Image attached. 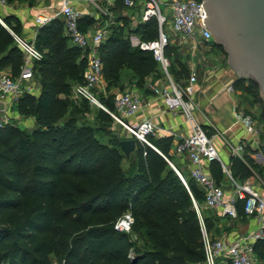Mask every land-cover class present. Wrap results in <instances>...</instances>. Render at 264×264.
Masks as SVG:
<instances>
[{
    "label": "trees",
    "instance_id": "1",
    "mask_svg": "<svg viewBox=\"0 0 264 264\" xmlns=\"http://www.w3.org/2000/svg\"><path fill=\"white\" fill-rule=\"evenodd\" d=\"M3 20L19 35L16 17ZM62 25L54 19L38 28L35 44L43 58L34 64V79L41 90L23 95L17 103L21 115L35 119V127L0 128V264H52L53 257L63 264H205L193 199L162 155L171 160L170 138L150 136L162 154L135 139L136 149L126 157L119 141L132 137L128 132L117 135L121 129H113L115 119L109 113L99 108L95 123L85 120L92 105L71 94L75 84L84 82L89 51L70 46ZM139 28L145 41L158 37L154 18ZM177 49L171 43L165 49L172 76ZM98 54L111 88L121 86L125 69L135 73L140 85L150 75H165L151 51L131 46L122 27L111 29ZM23 63V50L0 23V64H11L16 76ZM182 73L188 70L184 67ZM234 87L261 104L264 120L259 86L238 79ZM99 98L114 110V95ZM231 161L236 179L250 178V166L258 167L248 156H233ZM210 171L217 182L225 176L218 161L211 162ZM194 181L187 179L202 204L204 192ZM128 212L134 217L132 229L119 231L115 225ZM203 215L209 231L205 211ZM255 250L264 256V243L256 242Z\"/></svg>",
    "mask_w": 264,
    "mask_h": 264
},
{
    "label": "crops",
    "instance_id": "2",
    "mask_svg": "<svg viewBox=\"0 0 264 264\" xmlns=\"http://www.w3.org/2000/svg\"><path fill=\"white\" fill-rule=\"evenodd\" d=\"M73 3L83 13V32L93 34L103 29L106 31L107 36L113 27H122L126 31L133 48H137L140 42L145 41L142 30L139 28V25L145 22L142 21L144 6L140 1L134 7L127 6L122 0H73ZM59 9L60 0H7L6 5H0V15L2 19L9 16L16 17L20 25L18 36L29 41H35L38 28L43 26L37 24L36 17L40 14L54 16L58 14ZM54 19L62 22V35L65 36L63 18L57 15ZM14 24L16 25V22ZM8 28L11 29L9 26ZM8 28L7 30H9ZM175 39L177 40L175 41ZM215 43V40L208 42L183 39L175 35L171 40V44L178 47L177 55H172V60L175 59L174 76L169 73L168 69H162L165 75L160 77L150 75L140 85L135 73L131 69H125L120 87H109L108 82L103 77V81L96 92L99 96L108 98L110 95L115 97L118 93L127 90L125 88H128V90L138 95L142 101V109L137 115L128 118L127 122L137 124L146 119L151 120L155 127L153 138H170L169 157L171 160H169L187 179H191L189 159L184 155L177 154L175 151L181 137L190 134L191 124L181 110L170 108L166 99L155 91V89L163 87L171 89L173 85L182 87L196 103L195 120L212 139L222 163L230 172L231 160L234 156L232 146L239 142L245 143L244 157L251 158L258 167L254 169L249 165L253 173L250 178L244 180L233 178L239 183L250 181L257 190L264 193V187L261 184V182H264L263 114H261L263 124L259 127L256 123L259 133L255 136L248 134L243 123L236 118V112L250 115L256 122L251 111L259 104L254 101L252 95L243 90L236 87L233 91L228 89L229 86H234L235 82L241 78L229 65L228 56L224 49L218 44L215 45ZM68 44L72 46L69 40ZM184 67L188 70V73H182ZM2 73L13 74L12 65L0 64V74ZM192 73L197 75L195 82L190 80ZM32 83L33 93L38 95L41 85L35 79ZM113 89H116L115 92H113ZM11 109L17 126L26 130H32L35 127V119L21 115L17 104L13 105ZM210 165L211 162H203L204 169L217 182L210 171ZM224 174V178L217 183L225 188L227 197L235 195V185L226 171H224ZM194 182L203 193L202 186L196 181ZM236 206L238 216L234 218L222 215L220 209H208L203 205V211H205L210 224L209 233L214 239L234 242L259 227L256 217L247 216L244 213L243 202L238 200ZM255 253L264 264V256H259L256 250Z\"/></svg>",
    "mask_w": 264,
    "mask_h": 264
},
{
    "label": "built area",
    "instance_id": "3",
    "mask_svg": "<svg viewBox=\"0 0 264 264\" xmlns=\"http://www.w3.org/2000/svg\"><path fill=\"white\" fill-rule=\"evenodd\" d=\"M127 6L134 7L140 3L144 9L142 21L156 19L158 23V37L150 41H142L138 44L143 50L151 51L157 62L163 69L167 70L170 61L165 55L166 47L171 43L172 37L166 31L168 25L173 32L183 39H194L201 41H214L212 31L205 25V9L201 0H122ZM164 2L168 12L164 13L161 3ZM7 0H0V5H6ZM57 15L63 18L65 36L73 46L88 52V68L84 75V82L73 86L71 97L74 100H87L92 105H97L109 113L116 121L121 122L128 131V136L142 144H147L162 154L150 141V136L154 134L155 127L151 120L146 119L137 124H129L127 119L135 116L142 109V101L138 95L130 90L118 93L114 97V110L109 109L99 98L96 89L103 81V63L98 54V46L106 37L105 30H98L93 34L83 32L80 21L83 13L77 9L73 0H60V9L54 16L40 14L36 17L39 25L50 22ZM0 23L7 27L0 15ZM169 27V26H168ZM9 29V28H8ZM9 31L14 36L16 42L24 52V63L18 75L9 73L0 74V128L8 125H15L11 107L18 103L20 97L33 93L34 64L43 58L35 41H29L16 35L11 29ZM197 75L192 73L191 82H195ZM230 91L234 86H229ZM162 95L172 109H179L190 122L192 130L189 135L181 137L176 145L175 151L179 155L186 156L191 163L190 176L203 188L204 202L199 204L194 198L186 177L171 163L169 158L163 157L171 164L181 180L189 190L193 199L200 230L202 233L203 247L205 252V264H263V261L256 255L254 244L258 241L264 243V193L255 188L253 183L245 181L237 182L222 163L218 150L202 126L195 120L194 112L196 103L188 92L180 86L173 85L170 88L155 89ZM236 118L242 122L245 130L250 135L259 133L254 118L243 112H236ZM245 143L239 142L232 146V153L244 160ZM218 161L222 164L235 185L236 194L226 196L225 188L218 184L215 179L207 173L203 167V162ZM264 187V182H261ZM243 200L244 213L247 216H254L258 219L259 227L249 232L234 242H226L214 239L209 233L203 215V205L208 209H220L222 215L237 217L238 210L236 203ZM134 223L133 215L128 212L116 223L115 227L119 231L130 232Z\"/></svg>",
    "mask_w": 264,
    "mask_h": 264
},
{
    "label": "water",
    "instance_id": "4",
    "mask_svg": "<svg viewBox=\"0 0 264 264\" xmlns=\"http://www.w3.org/2000/svg\"><path fill=\"white\" fill-rule=\"evenodd\" d=\"M204 22L241 79L255 82L264 101V0H201ZM129 157L136 140L119 141Z\"/></svg>",
    "mask_w": 264,
    "mask_h": 264
},
{
    "label": "rangeland",
    "instance_id": "5",
    "mask_svg": "<svg viewBox=\"0 0 264 264\" xmlns=\"http://www.w3.org/2000/svg\"><path fill=\"white\" fill-rule=\"evenodd\" d=\"M161 7H162V9H163V12L164 13H167L168 12V8H167V6H166V4L164 3V2H162L161 3ZM169 26V27H168ZM167 27H166V31L169 33V35L171 36V37H173L174 38V36L176 35L174 32H173V30H172V28H171V26L170 25H168ZM177 39H175V41H176ZM223 49V48H222ZM125 89H127L128 90V88H125ZM112 90V89H111ZM114 91L113 92H115V90L116 89H113ZM97 93V92H96ZM98 95V94H97ZM99 96V95H98ZM92 105V104H91ZM91 107V109H90V111H88V113H87V115H85V120L86 121H88V123H91V124H93V123H95L96 122V113H97V110L100 108V107H98L97 105H92V106H90ZM252 112V114H253V116H255V119H256V123L258 124V126L260 127L263 123H262V121H261V117H262V106H261V104L260 105H258V106H256V108L255 109H253V111H251ZM112 127H113V129H115V130H120V132H118V134L117 135H119V136H122L124 133H126L127 134V129L124 127V125L121 123V122H119V121H116L115 120V123L112 125ZM261 129V128H260ZM126 130V131H125ZM104 139L106 140L107 139V137H104ZM133 240L134 241H136L137 240V238L136 237H133ZM138 241V244L139 245H142V243H143V241L142 240H137ZM52 264H63V261H61V260H59V259H57L56 257H53L52 258Z\"/></svg>",
    "mask_w": 264,
    "mask_h": 264
}]
</instances>
